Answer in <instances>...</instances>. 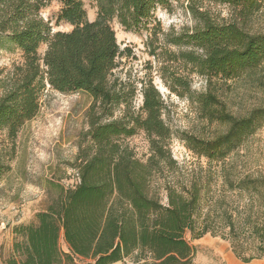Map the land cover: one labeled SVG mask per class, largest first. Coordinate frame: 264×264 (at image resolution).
Here are the masks:
<instances>
[{"label":"trees","instance_id":"1","mask_svg":"<svg viewBox=\"0 0 264 264\" xmlns=\"http://www.w3.org/2000/svg\"><path fill=\"white\" fill-rule=\"evenodd\" d=\"M46 1L51 0H0V48L9 43L23 56L8 71L0 66V130L14 141L38 115L47 86L61 93L83 91L93 98L86 133L90 145H81L76 157L78 183L73 188L58 184L56 197L34 222L13 226L4 263L75 264L79 257L91 264H116L135 254L134 264H194L197 250L188 233L192 239L220 237L245 263L264 258V168L240 176L236 163L225 164L263 126L264 108L236 117L216 93L192 90L194 74L233 79L264 63V33L244 25L264 8V0H187L196 26L163 33V43L154 30L148 40L151 55L167 57L160 70L168 88L196 103L210 121L228 126L211 139L181 134L187 149L223 167L215 191L209 179L169 184L166 203L151 190L154 175L174 162L165 104L149 81L140 112L132 109L136 87L113 78L122 51L111 23L116 19L126 30H148L157 8L168 9L176 0H93L98 6L93 21L87 19L83 0H56L62 4L58 23L73 26L68 32L53 31L40 16ZM205 2L232 6L238 19L218 21ZM42 45L47 46L44 54ZM120 106L122 114L115 117ZM140 130L150 141L146 161L120 142ZM11 154L0 149V183L11 169Z\"/></svg>","mask_w":264,"mask_h":264},{"label":"rangeland","instance_id":"2","mask_svg":"<svg viewBox=\"0 0 264 264\" xmlns=\"http://www.w3.org/2000/svg\"><path fill=\"white\" fill-rule=\"evenodd\" d=\"M83 3L87 19L95 20L98 14L97 3L93 0H83ZM205 6L220 22L238 19L237 10L227 4L205 2ZM61 7L59 1H46L40 16L50 22L53 31H71L73 29L71 24L57 21ZM111 24L122 51L113 78L136 87V95L132 100V109L136 112L141 110L143 89L152 81L164 101L163 117L173 134L168 148L174 162L171 166L163 165V170L154 175L151 183L152 192H158L162 202L166 203L167 185L181 186L195 178L211 180L212 190L215 191L219 185L217 180L223 165L191 152L180 136L187 132L211 139L224 133L228 126L218 121H210L196 103L173 93L168 88L160 70V66L167 62V57L161 55L160 58H156L151 55L148 45L154 30L158 32V42L163 43V33H180L196 26V18L187 9V0L173 1L168 9L158 7L148 30L140 32L126 30L116 19ZM244 25L252 33H264V8ZM46 48V45H42L40 54H44ZM167 49L179 51L172 46H168ZM22 62V51L14 45L5 43V46L0 48V66L6 71ZM169 64L172 65V62ZM175 66L178 67L177 64ZM192 80V90L196 92L210 90L216 93L227 111L236 117H244L254 109L264 108V63L233 79L213 77L207 80L201 75L194 74ZM92 103L93 98L86 92L61 93L47 86L41 96L38 115L25 123L14 141L9 138L6 130H0V149L12 153L11 169L0 183V264H5L4 259L8 257L12 248L13 226L34 222L36 214L45 210L56 197L58 184L65 188H73L78 183L76 157L81 145H90L86 133L90 128L88 111ZM123 109L124 106H120L115 112V117H119ZM120 142L132 148L136 156L143 161L151 156L150 141L143 130L133 136L121 138ZM233 163L238 165L240 176L264 168V124L225 161L226 165ZM186 237L197 250L194 264L264 262V258L249 263L243 262L233 253L228 242L211 234L192 239L188 233ZM62 248L65 251L68 249L64 242ZM135 258L134 254L116 264H134ZM75 264H91V260L77 257Z\"/></svg>","mask_w":264,"mask_h":264},{"label":"bare ground","instance_id":"3","mask_svg":"<svg viewBox=\"0 0 264 264\" xmlns=\"http://www.w3.org/2000/svg\"><path fill=\"white\" fill-rule=\"evenodd\" d=\"M230 264H238V263H236L235 261H231ZM254 264H264V262H257V263H254Z\"/></svg>","mask_w":264,"mask_h":264}]
</instances>
